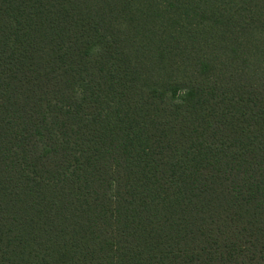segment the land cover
<instances>
[{"label": "trees", "instance_id": "16d2710c", "mask_svg": "<svg viewBox=\"0 0 264 264\" xmlns=\"http://www.w3.org/2000/svg\"><path fill=\"white\" fill-rule=\"evenodd\" d=\"M0 264H264V0H0Z\"/></svg>", "mask_w": 264, "mask_h": 264}]
</instances>
